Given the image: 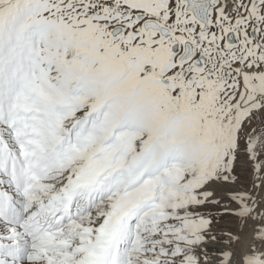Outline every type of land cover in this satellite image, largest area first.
<instances>
[{
    "label": "snow or ice",
    "instance_id": "snow-or-ice-1",
    "mask_svg": "<svg viewBox=\"0 0 264 264\" xmlns=\"http://www.w3.org/2000/svg\"><path fill=\"white\" fill-rule=\"evenodd\" d=\"M0 264H264V0H0Z\"/></svg>",
    "mask_w": 264,
    "mask_h": 264
},
{
    "label": "rangeland",
    "instance_id": "rangeland-1",
    "mask_svg": "<svg viewBox=\"0 0 264 264\" xmlns=\"http://www.w3.org/2000/svg\"><path fill=\"white\" fill-rule=\"evenodd\" d=\"M237 174L241 176L242 180L244 181V184L246 187H250L251 184V169L248 165L246 159L241 156L240 160L237 163ZM240 226V222L232 219V218H225L224 220L220 221L216 227L220 231H231L232 233L238 235L239 229H237Z\"/></svg>",
    "mask_w": 264,
    "mask_h": 264
},
{
    "label": "bare ground",
    "instance_id": "bare-ground-1",
    "mask_svg": "<svg viewBox=\"0 0 264 264\" xmlns=\"http://www.w3.org/2000/svg\"><path fill=\"white\" fill-rule=\"evenodd\" d=\"M239 229V236L241 237V242H240V246L241 247H244L246 246L248 243L251 242V239H252V231H251V228L248 227V228H245L244 226H242L240 224V226L237 228Z\"/></svg>",
    "mask_w": 264,
    "mask_h": 264
}]
</instances>
